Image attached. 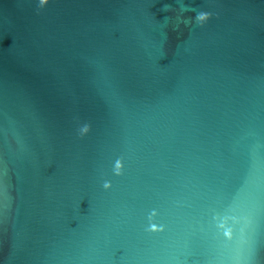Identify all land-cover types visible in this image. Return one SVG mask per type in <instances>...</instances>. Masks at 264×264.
Instances as JSON below:
<instances>
[{"label": "water", "instance_id": "obj_1", "mask_svg": "<svg viewBox=\"0 0 264 264\" xmlns=\"http://www.w3.org/2000/svg\"><path fill=\"white\" fill-rule=\"evenodd\" d=\"M0 264H264V0H0Z\"/></svg>", "mask_w": 264, "mask_h": 264}, {"label": "clouds", "instance_id": "obj_2", "mask_svg": "<svg viewBox=\"0 0 264 264\" xmlns=\"http://www.w3.org/2000/svg\"><path fill=\"white\" fill-rule=\"evenodd\" d=\"M42 3H47V0H42Z\"/></svg>", "mask_w": 264, "mask_h": 264}]
</instances>
